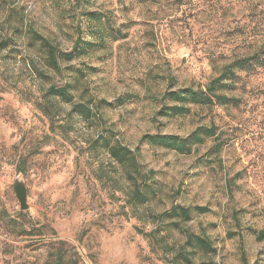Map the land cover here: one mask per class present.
<instances>
[{
    "label": "rangeland",
    "instance_id": "rangeland-1",
    "mask_svg": "<svg viewBox=\"0 0 264 264\" xmlns=\"http://www.w3.org/2000/svg\"><path fill=\"white\" fill-rule=\"evenodd\" d=\"M255 2L0 0V264H264V68L237 71L227 105L165 115L164 97L249 51ZM79 24L90 46L57 72L31 31L70 52ZM199 127L215 135L189 153L143 139ZM106 144L136 153L156 196L140 201Z\"/></svg>",
    "mask_w": 264,
    "mask_h": 264
},
{
    "label": "trees",
    "instance_id": "trees-1",
    "mask_svg": "<svg viewBox=\"0 0 264 264\" xmlns=\"http://www.w3.org/2000/svg\"><path fill=\"white\" fill-rule=\"evenodd\" d=\"M255 1V0H254ZM251 13L253 20H251L253 26L250 30V42L249 51L243 56H237L236 59L221 69L218 76L212 78L205 88L195 89L193 87H186L176 91H170L165 96L169 97L174 104L168 106V110L165 115H177L186 114L190 111L192 105L209 107L211 105H227L233 101V97L229 96V92L233 91L236 87V73L244 69L255 71L258 68H264V0H257V3L251 5ZM84 15L88 19L99 18V14L95 12H86ZM93 17V18H91ZM81 24L77 26L79 33L76 39L73 49L70 52L59 51L53 46L47 39L32 32L34 38L39 41L40 47L47 53V64L51 66L57 72H62V61H69L75 57L83 54L87 47L90 46V41L82 38ZM103 28L100 24L91 27V32L98 37H102ZM259 39H256L257 36ZM70 69V67H68ZM72 86V82L68 81L62 88L57 89V94L60 95L65 102L72 101V95L69 88ZM76 106H82L80 103ZM88 109V108H87ZM90 112V109H88ZM85 112H81L84 114ZM215 135L214 127H199L193 131L187 137H181L172 134H147L143 137L149 143L161 145L167 149L178 151L181 153H189L194 145L205 142L207 138ZM108 154L120 165L126 178L131 181L137 188L138 195L141 202L150 201L151 196L149 192L153 193V197L160 191L154 183L142 182L144 177L148 176V173L142 171V165L138 162L137 155L130 148L121 144H106ZM149 173H154L150 170ZM141 179V181H139ZM196 210L201 212L206 211L204 206H196ZM174 214L185 219L190 218L191 209L189 207L179 206L174 209ZM187 244L190 246L201 247L203 249H209L211 243L209 238L205 235L191 234L188 236ZM181 249H185L184 246H180ZM164 248H166L164 246ZM187 259L188 256H185Z\"/></svg>",
    "mask_w": 264,
    "mask_h": 264
},
{
    "label": "water",
    "instance_id": "water-1",
    "mask_svg": "<svg viewBox=\"0 0 264 264\" xmlns=\"http://www.w3.org/2000/svg\"><path fill=\"white\" fill-rule=\"evenodd\" d=\"M12 187L15 191L21 209L25 210L29 208L30 204L28 203V187L26 182L22 179H16L13 182Z\"/></svg>",
    "mask_w": 264,
    "mask_h": 264
}]
</instances>
